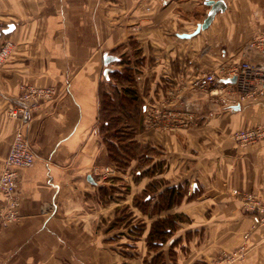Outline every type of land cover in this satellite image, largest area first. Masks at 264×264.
I'll list each match as a JSON object with an SVG mask.
<instances>
[{
	"label": "crops",
	"instance_id": "crops-1",
	"mask_svg": "<svg viewBox=\"0 0 264 264\" xmlns=\"http://www.w3.org/2000/svg\"><path fill=\"white\" fill-rule=\"evenodd\" d=\"M224 3L192 33L210 8L204 0H0V40L12 41L0 64V169L20 86L55 90L25 120L35 158L18 170L17 219L0 221V264H226L223 255L241 246L227 264H264V225L252 227L232 194L264 199V142L232 138L264 124V98L221 106L192 87L222 64L264 61L248 45L264 26V0ZM124 67L132 83L109 74ZM128 87L144 109L121 144L134 140L150 154L118 167L99 111L103 94ZM185 103L194 122L152 124L153 111ZM170 186L182 188L171 202Z\"/></svg>",
	"mask_w": 264,
	"mask_h": 264
},
{
	"label": "built area",
	"instance_id": "built-area-1",
	"mask_svg": "<svg viewBox=\"0 0 264 264\" xmlns=\"http://www.w3.org/2000/svg\"><path fill=\"white\" fill-rule=\"evenodd\" d=\"M248 45L257 50L264 59V26L249 40ZM12 46L8 38L0 44V64L5 61ZM234 78V81L231 79ZM193 89L209 95L213 102L222 106H235L243 101L260 100L264 98V61L253 62L243 59L234 64L221 65L218 70L202 73L192 82ZM54 86L24 84L19 88L18 96L8 107L6 114L16 119L19 124L12 134L7 153L2 160L0 169V221L13 222L17 219L20 193L17 189L18 170L30 166L35 158L27 136L24 134L25 120L32 110L36 109L41 99L51 100L54 96ZM152 124L162 122L164 127L173 129L188 125L195 121V115L189 104H184L180 110H156L150 115ZM237 144L248 145L264 142V124L238 128L232 134ZM108 171V168H105ZM232 194L239 197L242 208L252 218V227L264 225V199L256 192L232 189ZM244 247L223 255L225 263L241 259Z\"/></svg>",
	"mask_w": 264,
	"mask_h": 264
},
{
	"label": "trees",
	"instance_id": "trees-1",
	"mask_svg": "<svg viewBox=\"0 0 264 264\" xmlns=\"http://www.w3.org/2000/svg\"><path fill=\"white\" fill-rule=\"evenodd\" d=\"M109 74L116 79L124 77L129 83H132L135 77L129 67H124L121 70L113 69ZM126 89L129 92L117 98L111 94H103L99 111L101 126L103 127L102 131L106 147L109 151L110 160L118 167L124 166L130 157L137 155V151H139L137 157L142 160H147L148 154H150L148 147L144 151L141 149L138 150L134 140H127L126 143L121 144L124 139L132 137L134 131L138 129L139 123L137 122V118L144 109V104L138 101L133 89L130 87ZM181 190L182 188L180 186L168 187L166 190V193H168L167 200L169 199V202H171L176 197V193L177 196L180 195ZM149 195L150 193H143L141 197L144 196V199ZM164 233L163 231L159 235Z\"/></svg>",
	"mask_w": 264,
	"mask_h": 264
},
{
	"label": "water",
	"instance_id": "water-1",
	"mask_svg": "<svg viewBox=\"0 0 264 264\" xmlns=\"http://www.w3.org/2000/svg\"><path fill=\"white\" fill-rule=\"evenodd\" d=\"M204 1L206 4L210 5V8L207 10L204 20L201 23H197L196 28L194 29V31H192V33L198 31L199 29L205 28L212 21L215 13L225 8L224 0H204ZM192 33H182L180 35L183 37L184 36L189 37L190 35H192ZM112 58L113 57L106 58L105 63H107L108 60ZM231 81H234V78H232Z\"/></svg>",
	"mask_w": 264,
	"mask_h": 264
},
{
	"label": "rangeland",
	"instance_id": "rangeland-1",
	"mask_svg": "<svg viewBox=\"0 0 264 264\" xmlns=\"http://www.w3.org/2000/svg\"><path fill=\"white\" fill-rule=\"evenodd\" d=\"M6 40V38H2V40H0V44L2 43V41Z\"/></svg>",
	"mask_w": 264,
	"mask_h": 264
},
{
	"label": "bare ground",
	"instance_id": "bare-ground-1",
	"mask_svg": "<svg viewBox=\"0 0 264 264\" xmlns=\"http://www.w3.org/2000/svg\"><path fill=\"white\" fill-rule=\"evenodd\" d=\"M103 178V177H102Z\"/></svg>",
	"mask_w": 264,
	"mask_h": 264
}]
</instances>
